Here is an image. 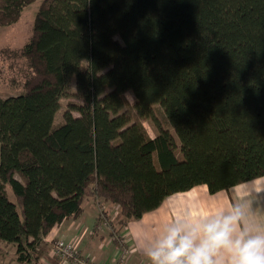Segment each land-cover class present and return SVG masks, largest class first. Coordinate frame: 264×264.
Wrapping results in <instances>:
<instances>
[{
    "label": "trees",
    "instance_id": "16d2710c",
    "mask_svg": "<svg viewBox=\"0 0 264 264\" xmlns=\"http://www.w3.org/2000/svg\"><path fill=\"white\" fill-rule=\"evenodd\" d=\"M34 1L0 0V27ZM6 50L19 92L0 97V242L13 264H39L86 198L124 225L196 185L264 176V0H41L20 62ZM72 79L81 101L53 125Z\"/></svg>",
    "mask_w": 264,
    "mask_h": 264
},
{
    "label": "crops",
    "instance_id": "0c3cea01",
    "mask_svg": "<svg viewBox=\"0 0 264 264\" xmlns=\"http://www.w3.org/2000/svg\"><path fill=\"white\" fill-rule=\"evenodd\" d=\"M252 193L256 199L253 211L260 220H264V176L234 185L228 190L210 193L204 184L196 185L185 192L169 195L161 205L144 213L136 220H129L119 229V235L126 240L129 251L121 257V249L107 229H96L99 223V205L92 199L82 202V212L76 218L63 220L54 226L43 238L38 254L40 264H75L72 260H60L52 257L51 243L56 239L72 241L79 256H88L96 264H147L143 254L146 239H150L159 230L161 223L177 212H205L214 210L235 201L241 191ZM107 215H118V207L103 203ZM39 248V247H38Z\"/></svg>",
    "mask_w": 264,
    "mask_h": 264
},
{
    "label": "clouds",
    "instance_id": "9594fccd",
    "mask_svg": "<svg viewBox=\"0 0 264 264\" xmlns=\"http://www.w3.org/2000/svg\"><path fill=\"white\" fill-rule=\"evenodd\" d=\"M252 193L205 212H177L146 239L147 264H264V220Z\"/></svg>",
    "mask_w": 264,
    "mask_h": 264
},
{
    "label": "rangeland",
    "instance_id": "374dc122",
    "mask_svg": "<svg viewBox=\"0 0 264 264\" xmlns=\"http://www.w3.org/2000/svg\"><path fill=\"white\" fill-rule=\"evenodd\" d=\"M41 0H36L31 4L25 6L22 10V15L18 22L10 26H1L0 27V97H7L10 95H15L19 92V90L12 89L7 83L9 82V78L7 77L8 72L4 70L3 59H2V48L6 47V51L3 54V58H14L17 59L18 63L20 62V58L17 57V51L20 47L23 46L24 42L29 38L31 34L32 24L34 15L38 9L39 3ZM7 53V56H6ZM7 61V59H6ZM5 63V62H4ZM125 97L129 104H131L134 100L133 94L131 91L125 92ZM60 107L55 113L53 125L58 124L63 119V112L67 108L70 102H80V98L75 94V86L74 80L70 81L67 93L60 97ZM155 112L159 123L164 127H169L170 125L166 120L163 111L157 105H155ZM73 115H77L73 112ZM132 121H135L137 124H140L142 128L147 132L148 135L154 136L157 132V129L153 122L150 120H143L138 119L134 112H132ZM172 130V129H171ZM173 131V130H172ZM6 193L10 197L11 200H14L13 193L9 187V185L5 186ZM99 205V204H98ZM100 208H103L104 216L107 218V221L110 222L112 229L116 232V235H119V229L122 225L118 223V220L121 218L119 212L118 215L114 216L113 218L107 215L106 209L104 204L99 205ZM114 232V233H115ZM59 239V238H58ZM115 239V238H114ZM57 240V239H56ZM116 240V239H115ZM55 241V240H54ZM53 241V242H54ZM51 243V245L53 244ZM43 251V248L39 246L38 254L40 251ZM53 257V256H52ZM55 257H53L54 259ZM58 259V258H56ZM15 262V253L14 247L12 245H7L0 242V264H13ZM41 264V263H40Z\"/></svg>",
    "mask_w": 264,
    "mask_h": 264
},
{
    "label": "built area",
    "instance_id": "2783aa9c",
    "mask_svg": "<svg viewBox=\"0 0 264 264\" xmlns=\"http://www.w3.org/2000/svg\"><path fill=\"white\" fill-rule=\"evenodd\" d=\"M99 207V215L100 220L96 225V229L105 228L110 232L112 238L116 239V242L121 249L122 254L127 253L129 249L126 246V240L124 237L120 235H116V232L112 229L110 222L107 221V218L104 216L103 208ZM115 232V233H114ZM114 239V240H115ZM51 254L53 257L58 258L60 260H72L75 264H96L93 260H91L88 256H79L76 253L75 245L72 241H65L63 239H57L51 245Z\"/></svg>",
    "mask_w": 264,
    "mask_h": 264
}]
</instances>
